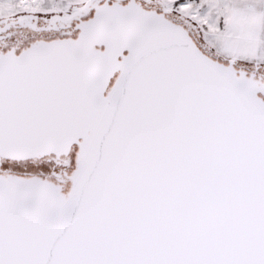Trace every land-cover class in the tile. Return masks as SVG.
<instances>
[{
    "label": "snow or ice",
    "instance_id": "snow-or-ice-1",
    "mask_svg": "<svg viewBox=\"0 0 264 264\" xmlns=\"http://www.w3.org/2000/svg\"><path fill=\"white\" fill-rule=\"evenodd\" d=\"M0 264H264V0H0Z\"/></svg>",
    "mask_w": 264,
    "mask_h": 264
}]
</instances>
